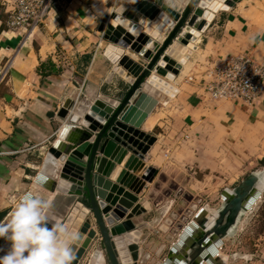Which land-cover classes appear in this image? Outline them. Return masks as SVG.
<instances>
[{
	"label": "crops",
	"instance_id": "obj_1",
	"mask_svg": "<svg viewBox=\"0 0 264 264\" xmlns=\"http://www.w3.org/2000/svg\"><path fill=\"white\" fill-rule=\"evenodd\" d=\"M114 1L59 0L55 14L29 35L8 32V7L0 2V221L31 187L45 192L35 184L38 173L46 176L48 186H54L60 165L48 154V147L69 122L59 115L65 101L71 98L78 104H88L102 94L117 97L136 78L120 64L124 55L145 66L146 62L133 55L130 48L100 38L101 22L112 11ZM174 1L179 10L189 2ZM120 4L124 1L118 0L116 6ZM159 22L165 25L162 37L157 39L162 41L169 32L167 25ZM197 33L182 59L181 70L170 81L177 93L166 103L158 102L141 124L140 130L153 136L154 143L144 159L129 152L118 167L121 170L131 156L157 170L139 194V201H145L148 209L134 218L137 227L133 232L139 233V262L143 264H162L186 226L178 230L141 221L145 216L153 220L167 215L168 209L160 206L168 200L159 189L167 186L168 193L163 194H170L175 185L181 192L186 190L187 177L171 176L173 169L189 168L201 176L200 183L217 182L225 185L224 190L236 187L264 164V94L256 104L246 106L214 101L201 87L209 58L246 47L254 49L256 55L264 52V0H237L227 9H219L209 25ZM111 46L115 48L109 52ZM118 47L123 53L115 58L112 53H117ZM78 131L71 135H79ZM139 141L146 144V139ZM70 184L64 183L63 189L55 192L46 191L50 196V222H61L72 202L82 203L80 195L70 191ZM72 216L62 223L67 229L75 225ZM100 240H92L77 264L94 263ZM228 248L226 238L220 248L227 256L226 264H264V248L260 259L247 261L232 259ZM7 252L1 251L0 256ZM195 252L186 250V254ZM178 254L180 264L185 253Z\"/></svg>",
	"mask_w": 264,
	"mask_h": 264
},
{
	"label": "water",
	"instance_id": "obj_2",
	"mask_svg": "<svg viewBox=\"0 0 264 264\" xmlns=\"http://www.w3.org/2000/svg\"><path fill=\"white\" fill-rule=\"evenodd\" d=\"M236 1L223 0L226 7L220 5L214 15ZM136 6H141V11H149V14L154 12L152 17L158 11V19L171 27L162 41L149 35L144 26L128 17ZM207 7L203 0H189L183 10L176 8L174 0H134L129 5H118L104 16L100 26L104 37L123 48H130L133 55H138L146 64L144 66L126 55L121 58L120 64L136 78L117 97L102 94L88 104H78L77 99L71 98L65 101L59 115L69 122L48 147V154L60 165L54 186H48L46 176L38 173L35 184L45 192L31 187L23 195H35L48 201L50 196L46 191L61 190L69 181L70 191L80 195V202L94 216L101 235L100 253L106 264H143L139 262L138 239L131 235L137 227L134 218L143 212L141 204H137L138 193L143 187L131 191L110 177L116 164L121 163L129 152L144 159L149 146L154 143L155 138L149 137L140 127L160 100L147 92L145 85L159 93L175 96L178 90L170 81L182 68L183 56L191 46L190 40H195L193 35L188 39L181 38V35L185 29L192 34L209 25ZM75 129H79V135L73 136L71 133ZM127 134L138 140L146 139V144L136 148L126 140ZM156 172L155 168L146 167L141 179L151 181ZM263 191L264 170L252 171L233 189H224L222 206L211 217L207 215L206 207L201 208L183 228L162 264H177L179 251L185 253L180 257V264H226L227 259L220 252L224 240L233 235L242 215L253 208ZM87 224L91 226L87 220L80 229L75 226L68 229L77 236L72 246V264H77L86 252L87 247L82 249L81 245L82 237L85 238L82 230ZM10 245V241L0 238V252L9 251ZM192 249L195 254H186V250Z\"/></svg>",
	"mask_w": 264,
	"mask_h": 264
},
{
	"label": "rangeland",
	"instance_id": "obj_3",
	"mask_svg": "<svg viewBox=\"0 0 264 264\" xmlns=\"http://www.w3.org/2000/svg\"><path fill=\"white\" fill-rule=\"evenodd\" d=\"M122 1H124L123 5H129L134 0H122ZM151 14L154 13L151 12ZM157 14L158 11L155 13V15H153L154 16L153 19L157 21L158 20L161 21L160 19H158ZM167 28L168 29L166 33L169 32V29L171 27L167 26ZM139 162L140 161H138L136 158L128 156L127 159L124 161L121 170L118 167L121 165L122 162L121 163L118 162L116 164L114 171L117 172L119 170V172L116 173L115 179L113 174L111 175L110 179L111 180L114 179L113 180L114 182L118 181L121 184L125 178L128 179L130 177L136 178L137 180L138 179L143 180L141 179V174L144 171V169H142V165L144 168H146L149 167V163L147 161H145L143 164ZM137 168H139L140 171L139 174L135 172ZM256 168H257L256 170H264V164L262 166L258 165ZM119 174H122L120 179L117 178ZM171 174H172L171 176L173 177H179L180 175L187 177L186 190L185 191L182 190L181 192L179 188L178 189L176 188L175 185V186H171L172 188L171 193L166 194V192L168 191L167 186L165 190L161 188L162 191H160L159 189V192L162 195H165L167 197L166 200H168V202H165L164 206H160L164 210L168 209L167 210L168 212H166L167 215L155 217L153 220H151L152 218L145 216L141 218V221H143L145 224L156 225V226L164 225V224L171 225L172 227L178 228L179 230L194 218L195 213L199 210L200 207H206L209 212H214L222 206L223 200L221 193L224 188L223 186L225 185L223 184L217 185L218 184L217 182L213 183L212 181H207V182L203 181L202 183H200L198 179H201L200 178L201 176L197 174H193L192 170L189 168H187V170H184V168L180 170V168L177 167L176 169H173L171 171ZM143 182L146 183L144 180ZM196 186H198L197 189H194ZM233 188L234 187H232L231 189ZM164 191L166 192L163 194ZM140 192L138 193V196ZM139 200L137 204H141V206L143 207V211L144 210L146 211L148 209V206L145 205L148 204L145 201L140 202ZM76 206H77L76 202H72L70 204L68 210L65 212V214H63L65 216H63L61 222L62 223L66 222L68 215L72 214L73 219H75L74 226L80 228L87 220H89L91 226L96 231L94 239L101 238V235L95 223L94 216L90 212V210L87 209L85 210L84 208L85 205H84L79 209L80 212L75 213L74 209ZM146 235L147 234H145V236ZM171 235L175 236V234H171ZM227 240L229 241L228 253L231 254L232 259H241V257L245 254L251 256V259L261 258L262 255L261 250L264 248V191L260 199L253 206V208L242 215L235 228V231L233 232V235L227 237ZM223 257L227 258L226 255H223Z\"/></svg>",
	"mask_w": 264,
	"mask_h": 264
},
{
	"label": "built area",
	"instance_id": "obj_4",
	"mask_svg": "<svg viewBox=\"0 0 264 264\" xmlns=\"http://www.w3.org/2000/svg\"><path fill=\"white\" fill-rule=\"evenodd\" d=\"M8 7V32L29 35L55 14L59 0H0ZM118 0L114 1L112 11ZM111 11V12H112ZM104 33L101 35V39ZM205 96L214 101H232L246 106L256 104L264 94V52L256 55L246 47L211 57L205 63ZM192 79V78H191Z\"/></svg>",
	"mask_w": 264,
	"mask_h": 264
},
{
	"label": "clouds",
	"instance_id": "obj_5",
	"mask_svg": "<svg viewBox=\"0 0 264 264\" xmlns=\"http://www.w3.org/2000/svg\"><path fill=\"white\" fill-rule=\"evenodd\" d=\"M49 202L39 196H22L8 216L0 221V238L11 242L0 264H72V246L77 238L62 223L48 219ZM247 261L251 256L245 254Z\"/></svg>",
	"mask_w": 264,
	"mask_h": 264
},
{
	"label": "bare ground",
	"instance_id": "obj_6",
	"mask_svg": "<svg viewBox=\"0 0 264 264\" xmlns=\"http://www.w3.org/2000/svg\"><path fill=\"white\" fill-rule=\"evenodd\" d=\"M160 2V0H157V2ZM203 3L208 5V13H207V17H208V21L210 22L213 19L214 16V11L219 8V6L221 5L222 7H226L225 3L223 2V0H203ZM179 7V6H178ZM136 9H133L128 17L132 20H135L136 22L140 23L141 25L144 26L146 32L151 35L152 37H154L155 39H160L163 35V32L165 30V25L157 20H154L152 17V14H149V11H141V6H136ZM154 13V12H152ZM154 20V21H152ZM113 25H117V22L111 20L110 21ZM197 19L195 20V25L197 24ZM190 32L187 31V29H185V32L181 35V38H185L188 39L191 35H193L194 39H196V37L198 36L199 33H192L189 34ZM190 40V39H189ZM190 45H192V41L190 40ZM189 45V46H190ZM114 46H111V48H109V52H112V50L114 49ZM117 48V47H116ZM119 48V47H118ZM188 48V47H187ZM117 51L112 53L113 56L118 57V55H121V53H123V49L119 48ZM185 55V54H184ZM120 57V56H119ZM184 57V56H183ZM155 88H150L148 86V84L145 85V90L149 93H153L159 100L160 102L166 103L168 100V96L165 93H159L156 90H154ZM126 140L129 141L133 146H135L136 148H141L142 146H144V142L139 141L137 138H135L134 136H131L129 134L126 135ZM46 156V155H45ZM48 157V156H47ZM49 158V157H48ZM45 159V158H44ZM123 162V161H122ZM141 163V162H139ZM142 165V164H141ZM142 169H146L143 167L142 165ZM136 173L139 174V168H137V170L135 171ZM144 172V171H143ZM117 172L113 173L114 179H115V175ZM122 174H119V176H117L118 179H120ZM120 183V182H119ZM121 184V183H120ZM123 186H125L127 189L131 190V191H139L144 185L145 183L143 182V180H137L136 178H125L122 181ZM83 203H78L77 207H75L74 212L78 213L80 212V208L84 205H82ZM85 210H89L87 207H85ZM145 211V210H144ZM209 212V211H208ZM216 213V211L214 212H209V216L211 217L212 215H214ZM83 234L85 235V238H83V242L81 245V248L83 249L84 247H88V245L92 242V240L94 239L95 236V230L93 227H91L89 224H87L86 226L83 227L82 230ZM83 235V236H84ZM132 237L138 238L139 237V233L138 232H132L131 233ZM82 249L80 250V252L82 251ZM5 254V253H4ZM4 254H1V256H3ZM104 256L101 253H98L95 256V261L93 264H104Z\"/></svg>",
	"mask_w": 264,
	"mask_h": 264
},
{
	"label": "trees",
	"instance_id": "obj_7",
	"mask_svg": "<svg viewBox=\"0 0 264 264\" xmlns=\"http://www.w3.org/2000/svg\"><path fill=\"white\" fill-rule=\"evenodd\" d=\"M263 162H264V159H263Z\"/></svg>",
	"mask_w": 264,
	"mask_h": 264
}]
</instances>
